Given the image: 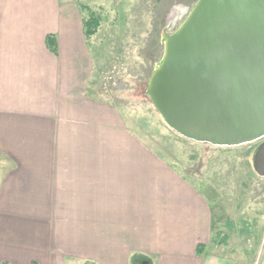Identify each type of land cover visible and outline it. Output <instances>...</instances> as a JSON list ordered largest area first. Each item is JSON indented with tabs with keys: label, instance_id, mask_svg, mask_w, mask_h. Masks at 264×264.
Here are the masks:
<instances>
[{
	"label": "crops",
	"instance_id": "crops-1",
	"mask_svg": "<svg viewBox=\"0 0 264 264\" xmlns=\"http://www.w3.org/2000/svg\"><path fill=\"white\" fill-rule=\"evenodd\" d=\"M76 6L0 0V264H264L242 244L255 227H228L114 106L88 95Z\"/></svg>",
	"mask_w": 264,
	"mask_h": 264
},
{
	"label": "rangeland",
	"instance_id": "rangeland-1",
	"mask_svg": "<svg viewBox=\"0 0 264 264\" xmlns=\"http://www.w3.org/2000/svg\"><path fill=\"white\" fill-rule=\"evenodd\" d=\"M81 20L100 16L97 33L86 37L90 97L114 106L124 123L199 187L214 212L231 227L247 221L254 233L243 246L264 261V178L253 169L262 140L232 147L196 144L171 131L146 96L150 77L164 53L163 37L173 35L198 0H70ZM83 6V8L79 6ZM219 216V215H217Z\"/></svg>",
	"mask_w": 264,
	"mask_h": 264
},
{
	"label": "water",
	"instance_id": "water-1",
	"mask_svg": "<svg viewBox=\"0 0 264 264\" xmlns=\"http://www.w3.org/2000/svg\"><path fill=\"white\" fill-rule=\"evenodd\" d=\"M146 96L188 141L232 147L263 139L253 169L264 177V0H198L166 36Z\"/></svg>",
	"mask_w": 264,
	"mask_h": 264
},
{
	"label": "trees",
	"instance_id": "trees-1",
	"mask_svg": "<svg viewBox=\"0 0 264 264\" xmlns=\"http://www.w3.org/2000/svg\"><path fill=\"white\" fill-rule=\"evenodd\" d=\"M79 7L83 8V6L81 5ZM99 23H100V16L96 13H90L88 18L82 21L83 34L85 39L86 37L94 36L97 33V30L99 28ZM46 46L51 53H55L56 49H55L54 37L50 36L46 39ZM198 251L200 250L198 249ZM2 264H6V263H2Z\"/></svg>",
	"mask_w": 264,
	"mask_h": 264
},
{
	"label": "bare ground",
	"instance_id": "bare-ground-1",
	"mask_svg": "<svg viewBox=\"0 0 264 264\" xmlns=\"http://www.w3.org/2000/svg\"><path fill=\"white\" fill-rule=\"evenodd\" d=\"M165 41H166V35H164V37H163V44L165 43ZM159 66V63L157 64V66H156V68Z\"/></svg>",
	"mask_w": 264,
	"mask_h": 264
}]
</instances>
